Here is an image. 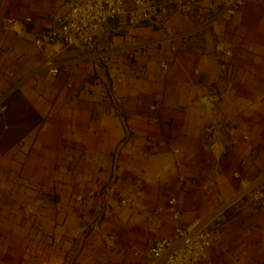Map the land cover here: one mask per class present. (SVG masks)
<instances>
[{"label": "crops", "instance_id": "0c3cea01", "mask_svg": "<svg viewBox=\"0 0 264 264\" xmlns=\"http://www.w3.org/2000/svg\"><path fill=\"white\" fill-rule=\"evenodd\" d=\"M221 5L199 0L191 19L172 13L162 30L120 16L96 48L187 30ZM65 10L63 0H0V95L39 66L33 37ZM218 40L230 56L216 52ZM175 45L132 58L85 57L16 89L12 106L21 98L42 121L0 149V264H143L147 246L172 233L171 215L158 211L171 196L183 221L203 218L239 192L235 172L252 178L264 169V0H245L235 15ZM210 88L222 96L211 115L196 100ZM89 191L99 195L75 200ZM203 264H264V208L239 200L221 212Z\"/></svg>", "mask_w": 264, "mask_h": 264}, {"label": "built area", "instance_id": "2783aa9c", "mask_svg": "<svg viewBox=\"0 0 264 264\" xmlns=\"http://www.w3.org/2000/svg\"><path fill=\"white\" fill-rule=\"evenodd\" d=\"M66 10L56 16L49 30L34 35L33 45L42 55V61L35 69L23 74L13 85L0 95V115L8 108V98L29 77L38 72L48 76H56L67 66L80 62L86 58L118 57L122 54L128 56L144 54L153 45H166L170 51H175L177 40H186L204 29L213 26L225 16L235 15L244 5L245 0H222L221 8L214 14L201 18L194 26L178 32H164L157 38L137 39L120 46H109L98 50L96 38L103 27L111 20L125 16L130 26L147 25L151 28L162 30L172 13H180L183 18L191 19L199 8V0H63ZM29 18H27L28 20ZM11 22L12 20H8ZM79 49L80 56L64 57L66 51ZM215 50L223 56H230L223 41L215 43ZM169 63L161 60L160 67L168 68ZM8 76L15 75L14 68L6 71ZM222 99L221 92L210 88L200 93L196 100L208 114H213ZM150 112H155L156 106L149 107ZM148 119L155 122L157 117L149 114ZM212 134L210 127L206 128ZM244 138H246L244 136ZM174 152H178L174 150ZM240 178L241 188L232 200L225 201L221 206L206 217L190 221L181 219V212L177 207L175 196H171L165 209L158 211L168 212L174 226L169 236L161 237L147 246L143 264H203L207 261V250L214 243L216 218L226 208L240 200L245 204L257 208H264V169L252 178H245L239 173L233 174ZM134 196L139 197L143 192V181L134 178L131 182ZM99 195V192L89 191L77 194L75 200L86 203ZM121 205H127L129 200L122 198ZM98 224H95L96 229Z\"/></svg>", "mask_w": 264, "mask_h": 264}, {"label": "trees", "instance_id": "16d2710c", "mask_svg": "<svg viewBox=\"0 0 264 264\" xmlns=\"http://www.w3.org/2000/svg\"><path fill=\"white\" fill-rule=\"evenodd\" d=\"M17 97L16 91H14L8 98V108L4 114L0 115V149L4 150L14 143L18 142L28 131H30L35 125L42 121V118L32 109V107L18 98L17 103L12 106V101ZM23 106H27L34 115L35 119L31 121V117L25 115ZM8 117L6 114L10 111ZM20 117L19 119H17ZM9 124L10 128H3V124ZM6 127V125L4 126ZM2 129V130H1Z\"/></svg>", "mask_w": 264, "mask_h": 264}, {"label": "rangeland", "instance_id": "374dc122", "mask_svg": "<svg viewBox=\"0 0 264 264\" xmlns=\"http://www.w3.org/2000/svg\"><path fill=\"white\" fill-rule=\"evenodd\" d=\"M166 49H167V51H169V52H173V51H170L167 47H166ZM124 57H127V58H132L133 56H135V55H133V56H128L127 54H122ZM109 58H111V59H113V58H115V57H109ZM103 60H105L104 58H103ZM162 60H164V61H167V62H169L167 59H162ZM159 65H160V63H159ZM23 109L25 110V115L26 116H30L32 119H31V121H33L34 119H35V117H34V115H32V112L29 110V108L27 107V106H23ZM20 117H18L17 119H19Z\"/></svg>", "mask_w": 264, "mask_h": 264}]
</instances>
